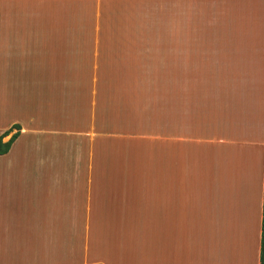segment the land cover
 Segmentation results:
<instances>
[{"label": "crops", "instance_id": "crops-1", "mask_svg": "<svg viewBox=\"0 0 264 264\" xmlns=\"http://www.w3.org/2000/svg\"><path fill=\"white\" fill-rule=\"evenodd\" d=\"M228 1L0 0V264H259L264 3Z\"/></svg>", "mask_w": 264, "mask_h": 264}, {"label": "rangeland", "instance_id": "rangeland-1", "mask_svg": "<svg viewBox=\"0 0 264 264\" xmlns=\"http://www.w3.org/2000/svg\"><path fill=\"white\" fill-rule=\"evenodd\" d=\"M259 1L264 3V0L228 1L232 5L229 6L225 14H220V17L218 14L220 26L224 25L227 32L232 33L236 37L238 34L241 35L248 32L256 24L257 9L260 5Z\"/></svg>", "mask_w": 264, "mask_h": 264}, {"label": "trees", "instance_id": "trees-1", "mask_svg": "<svg viewBox=\"0 0 264 264\" xmlns=\"http://www.w3.org/2000/svg\"><path fill=\"white\" fill-rule=\"evenodd\" d=\"M11 142H12V140H10L4 146H1V142H0V154H4L9 150ZM259 264H264V193H263V207H262V221H261V240H260Z\"/></svg>", "mask_w": 264, "mask_h": 264}]
</instances>
